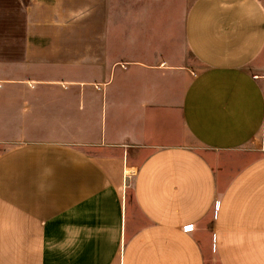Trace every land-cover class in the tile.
<instances>
[{
    "label": "crops",
    "instance_id": "obj_1",
    "mask_svg": "<svg viewBox=\"0 0 264 264\" xmlns=\"http://www.w3.org/2000/svg\"><path fill=\"white\" fill-rule=\"evenodd\" d=\"M0 264H264L262 1L0 0Z\"/></svg>",
    "mask_w": 264,
    "mask_h": 264
},
{
    "label": "rangeland",
    "instance_id": "obj_2",
    "mask_svg": "<svg viewBox=\"0 0 264 264\" xmlns=\"http://www.w3.org/2000/svg\"><path fill=\"white\" fill-rule=\"evenodd\" d=\"M180 1H183V0H180ZM260 1H262V3H263V6H264V0H260ZM186 61H187V63H188V65H189V67H191L192 69H195L196 68V63H195V61L193 60V58H192V56L191 55H187V57H186ZM195 71V70H194ZM36 98H38L39 100H41L42 101V94L41 93H39V92H37L36 93ZM26 112V111H25ZM36 114H37V122H42V114H43V104H42V102L41 103H39L38 101H37V106H36ZM42 124V123H41ZM21 125H24V124H21ZM26 125V124H25ZM34 126H40V127H38L35 131H33V132H35V133H38V132H40V131H42V125H37V123H35V125ZM18 141V140H17Z\"/></svg>",
    "mask_w": 264,
    "mask_h": 264
}]
</instances>
